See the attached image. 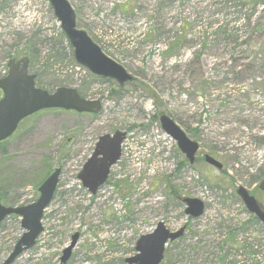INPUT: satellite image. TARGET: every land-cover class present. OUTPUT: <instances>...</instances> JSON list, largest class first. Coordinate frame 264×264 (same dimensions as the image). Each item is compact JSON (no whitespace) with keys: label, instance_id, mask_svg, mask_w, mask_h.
<instances>
[{"label":"rangeland","instance_id":"rangeland-1","mask_svg":"<svg viewBox=\"0 0 264 264\" xmlns=\"http://www.w3.org/2000/svg\"><path fill=\"white\" fill-rule=\"evenodd\" d=\"M68 1L77 26L134 80L119 86L79 65L48 0H0V75L11 57L26 55L45 90L75 87L102 103L94 115L40 111L0 147L5 205L37 200L42 182L61 169L37 244L12 264H63L62 251L75 233L65 264H128L139 237L161 221L170 230L186 226L161 264H222L220 257L225 264H264V226L249 223L236 194L243 186L264 206L258 188L264 177V5ZM127 3L129 13H123ZM183 22L189 43L170 49L183 36ZM163 113L200 144L194 165L177 167L183 154L161 128ZM116 131L127 132L121 157L91 194L78 174L98 138ZM202 153L219 160L223 171L204 162ZM178 196L201 200L203 215L189 218ZM228 229L235 230L236 246L225 243ZM23 233L16 216L0 225V264Z\"/></svg>","mask_w":264,"mask_h":264},{"label":"water","instance_id":"water-1","mask_svg":"<svg viewBox=\"0 0 264 264\" xmlns=\"http://www.w3.org/2000/svg\"><path fill=\"white\" fill-rule=\"evenodd\" d=\"M55 16L60 22L61 29L73 48L76 62L86 67L94 75L111 78L120 85L133 80L121 65L105 55L100 47L83 30L76 26V15L67 0H49ZM29 60L23 57L8 62V74L0 78V89L3 97L0 99V142L9 138L17 129L19 123L44 109L73 110L78 113L97 114L102 105L99 100L83 99L75 88L60 87L54 92L36 87L35 75L28 72ZM162 129L171 136L190 163L195 161L199 145L189 139L186 133L168 116L161 115ZM126 132L101 136L95 146L92 156L84 164L78 177L82 185L92 194L105 184L111 167L121 156L122 142ZM205 161L217 169L222 164L213 157L206 155ZM61 170L57 168L39 187V198L30 204L21 206H4L0 200V223L9 215H17L21 227L25 230L16 242L13 250L2 264H12L23 252L35 246L37 238L43 231L42 218L45 209L53 199ZM259 188L264 191V179ZM237 194L247 210L264 224V209L256 198L243 186L237 189ZM181 201L186 204L185 214L192 218L201 216L204 203L196 198L184 197ZM185 226L177 231H170L164 222H158L155 230L142 235L135 250L137 254L126 259L128 264H160L164 257L165 245L180 238ZM78 240V234L72 236L71 244L63 251L61 261L65 263L71 256V251Z\"/></svg>","mask_w":264,"mask_h":264},{"label":"trees","instance_id":"trees-1","mask_svg":"<svg viewBox=\"0 0 264 264\" xmlns=\"http://www.w3.org/2000/svg\"><path fill=\"white\" fill-rule=\"evenodd\" d=\"M248 1H251V5L254 7L257 3H259V4H263L264 5V0H248ZM128 5H130V3H127V5L126 6H124L123 8L124 9H122L121 11L123 12V13H129V10L130 9H128ZM189 28V25L188 24H186V22H183V24H182V26H181V29H180V31L183 33V36L182 37H176L175 39H174V41H173V43L170 45V49H172V48H174L176 45H180L181 43L180 42H182L183 41V45L184 44H186V43H189V40H186V39H188L187 37H188V35L190 34V30L188 29ZM189 31V32H188ZM224 33H226L225 31H224ZM190 36V35H189ZM188 41V42H187ZM245 43V42H244ZM186 46H188V45H186ZM36 84H37V86H39V87H41V85L39 84V81H38V78H36ZM43 88V87H42ZM5 143V141L4 142H1L0 143V147L1 148H3L2 147V145ZM1 150V152L3 153L4 151H3V149H0ZM0 198H1V200L4 202V199H5V196H0ZM13 205H16L15 203L13 204ZM252 222H255V223H259L258 221H257V219L255 218V217H253V216H250V219H249V223H252ZM230 230V231H229ZM233 232L235 233V230H232V229H228V239H227V241L225 240V243L226 244H229V245H232V246H236L237 244H238V242H233L232 240H233V237H234V234H233ZM227 242H229V243H227ZM235 243V244H234ZM252 246H251V251H252ZM227 254V255H226ZM225 254V256H226V258L228 257V255L230 254V253H226ZM220 259H221V262H222V264H225V259L223 258H221L220 257ZM172 260V259H171ZM170 260V261H171ZM230 263H232V262H230Z\"/></svg>","mask_w":264,"mask_h":264},{"label":"flooded vegetation","instance_id":"flooded-vegetation-1","mask_svg":"<svg viewBox=\"0 0 264 264\" xmlns=\"http://www.w3.org/2000/svg\"><path fill=\"white\" fill-rule=\"evenodd\" d=\"M0 94H1V93H0ZM199 146H200V144H199ZM199 148H200V147H199ZM199 150H200V149H199ZM198 154H199V151H198V153H197V158H196L195 163L197 162V159L199 158V155H198ZM205 155H206V153H205V154L202 153L201 156L204 157ZM195 163H194V164H195ZM194 164H193V165H194ZM185 165H186V161H185V156L183 155L182 160H181L180 163L177 165V167L180 168V169H182V168L185 167ZM71 256H72V254H71ZM71 256H70V258H71ZM70 258H69V259H70Z\"/></svg>","mask_w":264,"mask_h":264}]
</instances>
